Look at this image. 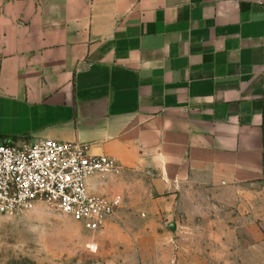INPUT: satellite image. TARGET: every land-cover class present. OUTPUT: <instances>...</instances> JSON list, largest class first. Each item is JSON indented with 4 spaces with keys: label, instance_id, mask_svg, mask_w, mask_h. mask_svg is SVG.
I'll return each instance as SVG.
<instances>
[{
    "label": "crops",
    "instance_id": "obj_1",
    "mask_svg": "<svg viewBox=\"0 0 264 264\" xmlns=\"http://www.w3.org/2000/svg\"><path fill=\"white\" fill-rule=\"evenodd\" d=\"M0 128L116 160L146 264H264V0H0Z\"/></svg>",
    "mask_w": 264,
    "mask_h": 264
},
{
    "label": "built area",
    "instance_id": "obj_2",
    "mask_svg": "<svg viewBox=\"0 0 264 264\" xmlns=\"http://www.w3.org/2000/svg\"><path fill=\"white\" fill-rule=\"evenodd\" d=\"M122 168L107 156H92L89 146L38 140L27 147L0 143V214L33 210L47 204L90 232L116 223L119 197L92 193L88 180L119 176Z\"/></svg>",
    "mask_w": 264,
    "mask_h": 264
},
{
    "label": "rangeland",
    "instance_id": "obj_3",
    "mask_svg": "<svg viewBox=\"0 0 264 264\" xmlns=\"http://www.w3.org/2000/svg\"><path fill=\"white\" fill-rule=\"evenodd\" d=\"M108 229L90 232L44 203L0 214V264H146L145 254L156 249V244L119 242L120 234Z\"/></svg>",
    "mask_w": 264,
    "mask_h": 264
}]
</instances>
